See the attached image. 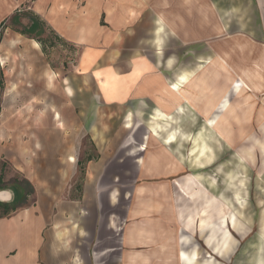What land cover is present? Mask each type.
Masks as SVG:
<instances>
[{"label":"rangeland","instance_id":"1","mask_svg":"<svg viewBox=\"0 0 264 264\" xmlns=\"http://www.w3.org/2000/svg\"><path fill=\"white\" fill-rule=\"evenodd\" d=\"M160 1L151 0L150 9ZM36 2L0 0V189L20 199L16 207L33 204L43 214V232L52 238L41 259L95 264L93 251L114 248L98 262L119 264L116 255L126 248L111 237L125 233V212L135 207L134 199V211L146 210L145 191L137 189L133 198L131 189L141 183L136 164L161 149L147 148L152 136L146 126L165 114L161 134L168 146L177 145V187L171 194L177 209L160 217L175 228L154 218V209L148 212L151 232H177V264H258L261 224L252 220L260 197L264 207V175L258 176L264 170V90L249 94L239 72L264 52V0H166L165 11L173 13L164 25L177 31H164L162 60L171 66L156 75L170 81L177 73V98L166 95L176 113L166 107L159 115L150 112L151 97L105 110L92 75L75 66L81 49L53 33ZM121 109L132 114L131 127H124ZM94 124L100 140L91 131ZM89 156H98L95 164L107 157L95 189L97 170L88 172ZM168 174L152 175L168 180Z\"/></svg>","mask_w":264,"mask_h":264},{"label":"crops","instance_id":"2","mask_svg":"<svg viewBox=\"0 0 264 264\" xmlns=\"http://www.w3.org/2000/svg\"><path fill=\"white\" fill-rule=\"evenodd\" d=\"M143 1L82 0L80 4L78 0H37L35 9L37 14L43 17L45 24L63 42L81 49L79 60L75 66L79 73L92 75L90 77L95 80L99 104L103 103L105 110H109L110 106H118L128 101L135 103L151 97L154 101V107L150 109L152 115L163 114L162 110L166 107L176 113L173 109L172 99H166V95H173L177 98V73L170 81H167L166 77L156 75L162 68L165 70V65L166 67L171 66V60L166 64L163 62L165 40L163 34L167 28L177 31L176 25L175 30L164 25L165 22L168 23L166 17H170L168 15L173 12L165 11L166 5L164 6L163 3H166V0H161L160 7L156 4L152 9H150L151 0H146L144 3ZM140 14L143 16L142 20H140ZM160 15L164 18L162 26L160 25ZM102 19L105 24H101ZM139 20L140 22H138ZM249 94L257 95L259 93ZM179 102H182V98ZM121 110L126 112L124 127H131L133 125L132 114L126 109ZM194 111L196 112V110ZM95 113L96 110L94 115ZM163 116L165 117V114ZM163 118H158V121L150 118L151 121L148 125L146 124L148 133L152 136L151 142L147 143V148L151 150L153 145H156L161 149L147 152L144 155V163L136 164L137 177L141 183L131 189L133 198L137 189L145 191L144 199L148 200V205L142 208L146 210L134 211L138 205L137 199H134L135 207H127L125 212V233L114 234L115 237H111L117 244L126 248L124 255H116V261L119 264H177V232L154 233L151 232L148 225L152 223L148 212L159 209L158 216L154 218L162 219L161 223L164 226L174 227L167 224L168 219L161 218L160 213L173 212L172 207L177 209V204L175 206L171 204V194L172 196L176 194L172 186L177 187V173H173L174 170H177L175 164L177 145L168 146L165 143L168 137L161 134V129L164 127L161 126L160 121L165 122ZM52 119L59 126L61 125L60 114L57 111H53ZM103 125V121L99 120L98 128L103 129ZM94 126L95 124L90 127L91 131L100 140V136L94 132L95 129L92 130ZM173 127L176 126L173 125ZM143 134L144 132L140 137L138 136L140 141L143 139ZM161 139L163 142L160 141ZM118 140L119 138L115 137L113 143L117 144ZM97 158L98 156L92 157L86 161L88 166L93 164L88 168V172L94 171L95 167L97 170L96 181L93 180L94 189L97 188L96 182L99 177L105 174L104 163L107 157L101 156L98 163L95 164ZM164 160H166L165 163L161 164V161ZM68 161L74 162V158L70 157ZM169 164L170 168L167 167ZM157 170L169 173L170 178L168 180L155 178L152 174ZM261 173L264 175V170L260 169L259 177ZM90 176L91 179L92 175L90 174ZM89 183H91L90 180ZM0 191L9 193L8 199L1 200L3 203L10 202L15 197L13 193H10L11 191L5 189ZM154 197L161 199L156 201L150 199ZM262 200L260 197L256 201V205L259 206L258 216H254V220H252L254 224H261L257 237L258 245H256L258 264H264V207ZM36 209L37 206L33 204L16 207L10 214L0 217V264H50L46 258L41 259L40 252L50 247L52 237L48 232L44 234L43 229L46 223L43 214ZM245 220L250 221L249 219ZM175 221L177 223V216ZM209 224L212 225V221ZM229 224L227 222V226ZM113 227L118 229L116 226ZM129 227L130 230L127 231ZM159 240L164 243L159 244ZM230 247L224 249L223 255H226L225 253ZM113 250L114 248H107L93 251L95 264H101L99 262L102 261L98 262L99 258ZM223 255L220 256L223 257ZM112 264H116L115 260Z\"/></svg>","mask_w":264,"mask_h":264},{"label":"bare ground","instance_id":"3","mask_svg":"<svg viewBox=\"0 0 264 264\" xmlns=\"http://www.w3.org/2000/svg\"><path fill=\"white\" fill-rule=\"evenodd\" d=\"M163 5L165 6L166 3L164 2ZM240 47L241 45L238 44L237 49L239 50ZM239 77L241 83L248 89L247 90L248 92L251 93L262 92L264 90V52L262 53L261 58L255 60L251 66L240 69ZM8 198H9L8 192L0 191V200H6Z\"/></svg>","mask_w":264,"mask_h":264},{"label":"trees","instance_id":"4","mask_svg":"<svg viewBox=\"0 0 264 264\" xmlns=\"http://www.w3.org/2000/svg\"><path fill=\"white\" fill-rule=\"evenodd\" d=\"M21 33L26 34L25 32H21ZM1 36H2V34L0 32V39H1ZM91 158L92 157L89 156V157L85 158V161H88ZM19 200L20 199L18 197H15L10 202H6V203L0 202V210H1V214H2V215H0V217L6 216V215L10 214L12 211H14L16 209V204L19 202Z\"/></svg>","mask_w":264,"mask_h":264}]
</instances>
